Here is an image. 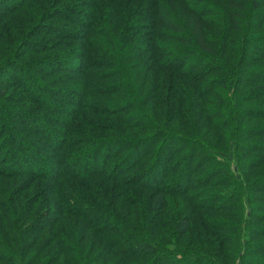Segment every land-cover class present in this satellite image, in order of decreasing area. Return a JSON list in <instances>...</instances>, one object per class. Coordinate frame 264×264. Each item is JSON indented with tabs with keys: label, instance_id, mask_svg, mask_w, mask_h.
<instances>
[{
	"label": "trees",
	"instance_id": "trees-1",
	"mask_svg": "<svg viewBox=\"0 0 264 264\" xmlns=\"http://www.w3.org/2000/svg\"><path fill=\"white\" fill-rule=\"evenodd\" d=\"M261 170L264 0H0V264H264Z\"/></svg>",
	"mask_w": 264,
	"mask_h": 264
},
{
	"label": "rangeland",
	"instance_id": "rangeland-1",
	"mask_svg": "<svg viewBox=\"0 0 264 264\" xmlns=\"http://www.w3.org/2000/svg\"><path fill=\"white\" fill-rule=\"evenodd\" d=\"M161 94H163L162 93V91H161ZM262 160H263V158L261 157V159L259 158L258 159V161L257 162H259L260 164H261V162H262ZM260 169H262V167L260 166L259 167ZM261 171H264V170H261ZM263 193V192H262ZM262 193H257L258 194V196L259 197H261V195H263ZM23 200V199H22ZM260 203H262V204H264V201L263 200H261L260 201ZM42 210V209H41ZM54 219V218H53ZM200 224H201V226L203 227V228H207V226H206V224H205V222L204 221H201V222H192V225H191V227H190V230H189V232H188V234L187 235H191V234H193V235H196L197 234V232H198V229H199V226H200ZM53 227L54 226H52L51 228H49L48 229V231L50 230V229H53ZM223 232H220V233H218V235H220V234H222ZM213 234V232H211L210 233V235H212ZM184 238H185V236L181 239L182 240V242H184ZM104 245H105V243L104 242H102L101 240H99L98 239V241H97V244H91V243H89L88 242V245L86 244V246H85V244L83 245V247L85 248V250H86V253H84V255L83 256H85V258H89V259H95V261H97V262H95L96 264H102L103 262L102 261H104L106 258H107V255H100V252H99V250L102 248V247H104ZM82 247V246H81ZM83 249V248H82ZM103 249V248H102ZM101 249V250H102ZM84 250V251H85ZM91 260V261H92ZM94 264V263H93Z\"/></svg>",
	"mask_w": 264,
	"mask_h": 264
}]
</instances>
